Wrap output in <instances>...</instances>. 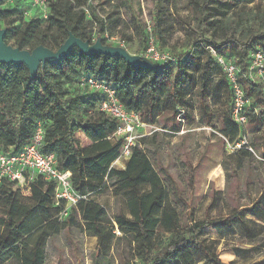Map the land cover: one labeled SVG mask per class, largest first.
Masks as SVG:
<instances>
[{
    "label": "trees",
    "instance_id": "1",
    "mask_svg": "<svg viewBox=\"0 0 264 264\" xmlns=\"http://www.w3.org/2000/svg\"><path fill=\"white\" fill-rule=\"evenodd\" d=\"M95 1L50 0L49 17L43 19L25 15L30 0H0L5 42H12L14 47L22 50L32 51L43 45L56 51L71 33L93 44L91 34L96 30L102 42L107 44L103 35L107 31L110 35L117 34V24L101 14ZM10 2L14 4L5 7ZM108 2L113 3L116 10L120 9V4L132 7L131 0ZM152 2L151 31L136 17L133 20L134 34L146 49L151 37L159 50L169 47L173 28L171 18L178 12L179 3L187 12L181 16L184 20L180 23L184 25L188 40L183 52L177 51V45L172 46L173 52L169 53L175 58L173 62L134 65L120 56L88 54L75 47L62 61L41 64L35 78H31L23 63H0V150L9 154L20 152L30 142L37 124L43 125L46 132L43 152L56 155L60 168L71 172L75 190L86 196L76 208L83 216L84 232L98 239L92 264H112L108 254L117 231L129 237L135 259L140 264L203 261L235 264L219 258L216 247L205 238L206 228L211 227L221 238L240 228L251 249L256 245L264 248V243L258 241L261 234L256 230L260 228L264 234L263 224L258 222L264 218V190L247 206L218 220L206 218L198 222L193 213H186L190 224L184 225L182 212L175 205L180 204V198L179 201L174 198L175 204H170L171 195L163 179L159 148L149 147L158 133L144 136L143 145L137 141L123 168L114 166L123 147L122 138L114 136L118 121L99 110L101 94L81 88L79 78L91 75L111 82L127 110L140 114L149 125H157L162 116H168L170 121L163 123V128L174 133L181 130L185 121L194 122L195 98L202 103L209 98L212 106L209 104L204 108L220 122L219 132L224 138L234 143L243 129L232 119L233 87L211 48L233 59L241 69L239 82L253 98V105L246 108L247 124L264 125V87L261 83L251 84L246 78L253 52L261 50L264 53V30L238 34L222 17L220 0ZM85 7L89 9V16ZM238 25L242 26L243 21ZM70 83L76 85L78 92H70ZM247 146H251L249 142ZM252 152L243 146L228 157L248 160L253 157ZM106 179H115L126 191L128 215L120 213L110 218L105 207L91 199L92 194L104 190ZM146 186L149 188L145 189ZM16 189L15 183L6 179L0 184V260L46 264V233L32 241L37 230L30 221L39 215L41 223L51 222L53 215L59 214L61 208L54 202L55 185L38 177L27 198L20 196ZM74 223L76 220L71 215L63 225L70 230ZM233 251L240 255L239 248ZM254 264H264V257Z\"/></svg>",
    "mask_w": 264,
    "mask_h": 264
},
{
    "label": "rangeland",
    "instance_id": "2",
    "mask_svg": "<svg viewBox=\"0 0 264 264\" xmlns=\"http://www.w3.org/2000/svg\"><path fill=\"white\" fill-rule=\"evenodd\" d=\"M131 1V8L120 4L118 10L113 9V3L108 0H96L95 4L102 15L109 16L110 20L117 24L115 33L127 39V49L133 56L141 58L145 64L157 65L145 57L146 48L142 46L133 29L135 17L145 28L152 25L153 2L152 0ZM220 1L223 6L222 17L225 21L230 22L238 34L245 35L248 31L264 30V0ZM137 2H140V7H137ZM13 4L14 2H10L5 7H11ZM185 14L187 12L183 11L179 3L178 12H175L171 18L173 28L171 29L170 46L162 48L163 51L172 53L173 45L178 46L177 51L179 52L185 50L184 44L188 40V35L184 31V25L180 23L184 20L181 16H185ZM240 21H243L242 26L238 25ZM3 27L4 23L0 22V28L3 29ZM91 37L92 43H95L98 38H102L96 30L92 31ZM8 45L13 46V43L10 42ZM261 76L264 74H254L255 80L264 87V78ZM68 85L70 92L73 94L78 92L74 83ZM195 103L194 122L192 124L187 121L182 123L178 133H174L166 127L163 128V123L170 121L168 116H162L160 118L162 122L159 120L157 125H149L146 130V136H152L155 131L158 133V137L151 141L149 147L159 148L158 157L165 174L164 182L171 195L170 204H175L172 201L174 198L178 201L180 198V204L176 203L175 205L182 212L184 225L189 223L188 213H193L198 222L206 218L218 220L240 207L247 206L264 190V125L246 124L244 126V135L253 149V157L248 160H241L239 157L229 158L228 154L230 153L226 150L227 142L219 132L221 124L215 119V115H211L204 108L205 105H211V100L206 98L202 103L196 97ZM177 119L176 121L179 120ZM143 137L138 139L142 145ZM125 161L126 158L116 161L114 166L123 168ZM105 181L104 190L92 194L91 199L104 206L110 218H114L120 213L128 215L126 191L118 186L115 179H106ZM144 188L148 189L149 187ZM16 191L23 198L29 196L21 190L16 189ZM24 200L28 201V199ZM62 207L69 212L63 218L59 217V214H54L51 222L43 223H41L39 215L31 218L30 224L37 230L35 237L31 240L33 241L43 232L46 233L44 236L47 253L46 264H92L91 257L98 250L97 237L84 232L82 228L83 216L76 207H68L65 203L62 204ZM71 215L76 223L70 230L65 229L63 224ZM258 222L264 227V218ZM256 230L261 234L258 241L264 243L262 240L264 234L260 228H256ZM205 232V238L216 247L219 258L225 263L234 261L235 264H254L264 257V248L261 245H256L254 249H251L248 238L240 228H237L236 233L223 238L211 227L206 228ZM236 248H239L240 255L238 256L233 251ZM108 255L112 264H133V262L140 264V261L135 259L131 240L123 232H116ZM0 264L16 263L14 260L7 262L0 260ZM195 264L210 263L203 261Z\"/></svg>",
    "mask_w": 264,
    "mask_h": 264
},
{
    "label": "built area",
    "instance_id": "3",
    "mask_svg": "<svg viewBox=\"0 0 264 264\" xmlns=\"http://www.w3.org/2000/svg\"><path fill=\"white\" fill-rule=\"evenodd\" d=\"M49 4L50 0H30V8L25 15L29 18L41 17L47 19L49 17ZM85 11L89 16L90 12L87 7H85ZM147 28L151 31V25H148ZM103 36L106 38L108 45L127 49V42L120 35H110L106 32ZM95 40L94 38L93 41L95 42ZM211 50L233 87L232 119L243 129L239 140L234 143L229 142L225 138L227 142L226 150L228 153H233L237 149L246 146L253 151L251 146H247L248 141L244 135V126L248 121L246 108L253 105V98L247 95L245 88L239 82L242 74L241 69L233 59L217 53L212 48ZM144 55L156 63L173 62L175 60L169 52L159 50L152 37ZM256 73L264 74V53L261 50L252 54V61L246 77L249 83H258L254 77ZM261 77L264 78V76ZM79 86L101 94L98 108L108 117L118 121V128L114 136L123 140L122 151L117 161L123 158L128 159L131 155L132 147L137 143L138 139L147 135L146 130L149 124L141 119L140 114L129 111L124 107L111 82L91 75H82L79 78ZM253 109L255 108L253 107ZM45 134V128L39 122L30 142L20 152L9 154L0 150V184L5 179L9 180L15 183L16 188L24 194L31 195L32 184L38 177H42L45 181L52 182L55 185L54 202L56 205L61 208L62 204L65 203L68 207H76L79 201L85 199L86 196H82L75 190L71 172L60 168L56 155L43 152ZM68 213V210L62 207L59 217L63 218Z\"/></svg>",
    "mask_w": 264,
    "mask_h": 264
},
{
    "label": "water",
    "instance_id": "4",
    "mask_svg": "<svg viewBox=\"0 0 264 264\" xmlns=\"http://www.w3.org/2000/svg\"><path fill=\"white\" fill-rule=\"evenodd\" d=\"M5 36L6 29H0V63H23L29 69L31 78L37 76L41 64L58 63L69 56L75 47L88 54L100 53L107 56H120L134 65L145 64L141 58L133 56L127 49L104 44L101 38L90 44L71 33L56 51L43 45L30 51L8 45L5 42Z\"/></svg>",
    "mask_w": 264,
    "mask_h": 264
}]
</instances>
